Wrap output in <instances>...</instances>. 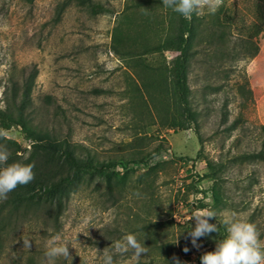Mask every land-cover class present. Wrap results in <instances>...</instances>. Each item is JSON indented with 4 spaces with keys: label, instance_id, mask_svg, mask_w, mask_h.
<instances>
[{
    "label": "rangeland",
    "instance_id": "374dc122",
    "mask_svg": "<svg viewBox=\"0 0 264 264\" xmlns=\"http://www.w3.org/2000/svg\"><path fill=\"white\" fill-rule=\"evenodd\" d=\"M63 1L0 0V107L12 83L32 76V125L83 157L142 159L108 177L83 176L51 208L10 216L0 224V264H41L56 235L73 246L72 258L56 264H101L96 249L111 250L127 234L148 249L140 264H201L229 218L253 223L264 243V0H224L214 15L195 13L187 77L198 135L165 118L174 52L157 46L173 33L175 12L162 0H92L96 12ZM0 134L30 146L19 126L0 124ZM214 182L220 207L211 210L224 233L196 247L189 216L210 209ZM114 261L134 264L131 252Z\"/></svg>",
    "mask_w": 264,
    "mask_h": 264
},
{
    "label": "trees",
    "instance_id": "16d2710c",
    "mask_svg": "<svg viewBox=\"0 0 264 264\" xmlns=\"http://www.w3.org/2000/svg\"><path fill=\"white\" fill-rule=\"evenodd\" d=\"M71 0H64L61 8ZM78 4H86L89 9L96 12L100 6L92 0H74ZM196 14L192 19L186 20L178 13L175 15L174 31L167 36L157 49L174 52L170 65L166 67L168 81L165 84V93L168 103L165 108V118L171 128L187 129L193 127L197 135L196 111L189 101L190 87L188 85V63L191 56L190 38L193 35ZM256 53L251 52V55ZM33 77H25L20 86L12 83L10 97L3 107H0V124L3 128L12 125L19 126L23 135L31 143L29 148L23 147L16 141L4 138L0 134V144L12 147L9 163H34L35 178L27 185L18 186L8 194L7 200L0 201V224L10 219L13 214L22 213L31 207L38 208L42 204L51 208L52 203H58L83 176L108 177L117 174L111 170L115 165L127 166L129 161H141L142 158L111 159L99 161L91 157L78 155L66 142L55 139L47 130L32 125L27 110L30 102L31 83ZM264 127V126H262ZM261 152H247L246 159L262 157ZM208 167L211 166L207 163ZM216 179L215 175L210 174ZM220 196L214 184L211 186L210 209H219ZM7 217V218H3ZM220 234L223 235L225 225L216 219ZM24 264H40L38 262H25Z\"/></svg>",
    "mask_w": 264,
    "mask_h": 264
},
{
    "label": "clouds",
    "instance_id": "9594fccd",
    "mask_svg": "<svg viewBox=\"0 0 264 264\" xmlns=\"http://www.w3.org/2000/svg\"><path fill=\"white\" fill-rule=\"evenodd\" d=\"M223 2L224 0H162L166 8H170L189 21L194 13L203 14L205 10L208 14L214 15ZM10 156L11 152L7 145L0 144V201L7 200L10 192L18 186L27 185L35 178L34 163H9ZM213 218L216 219V214L211 209L196 211L189 216V220L194 219L195 221V226L188 230L193 246H199L196 243L199 238L212 232H218V225L209 222ZM224 224L227 235L216 242L213 251H206L201 255V264H264V243L261 242L256 226L251 222L235 218L226 219ZM89 225L91 224H87V227ZM22 239L23 249L29 250L31 248L30 238L25 236ZM69 245L71 244L59 235L47 240L41 264H56L58 258L71 257ZM147 251L145 244L141 243L134 234H127L122 240L115 241L111 250L103 249L100 252L96 249L101 264H115V255L128 252L132 253L134 264H140V258ZM184 251L187 252L188 248L185 247ZM9 253L14 260L16 253L11 252L10 249ZM176 264L180 262L177 261Z\"/></svg>",
    "mask_w": 264,
    "mask_h": 264
}]
</instances>
